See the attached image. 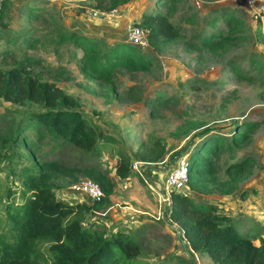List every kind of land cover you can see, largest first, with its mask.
Masks as SVG:
<instances>
[{
	"label": "rangeland",
	"instance_id": "374dc122",
	"mask_svg": "<svg viewBox=\"0 0 264 264\" xmlns=\"http://www.w3.org/2000/svg\"><path fill=\"white\" fill-rule=\"evenodd\" d=\"M28 1L35 6L33 10L23 4L11 9L8 2L2 8L0 69L17 63L29 66L41 80L52 82L71 95L77 110L110 138L93 146L89 161L98 163L113 182L112 192L106 201L89 209L84 206H92V202L71 188L72 184L89 179L78 167L88 164L87 154L54 147L46 139L41 140V149L35 148L31 153L33 159L46 154L77 165L78 170L52 175L46 184L56 198L81 206L77 215L83 226L96 223L109 232H133L141 246L139 264H215L205 254L192 253L190 257L186 241L176 233L180 228L164 218L170 194L165 193L164 180L178 156L188 154L190 148L210 135L227 140L236 123L246 137L232 151L221 149L214 163L218 176L223 178L228 163L247 159L237 189L225 197L192 192L189 195L218 204L239 219L238 228H249L252 234L264 232V30L261 32L251 22L247 7L235 0H128L121 4L126 6L122 16H109L117 21L115 31L123 34L118 42H126L127 26L138 23V14L152 8L168 10V20L176 23L173 38L163 42L159 51L150 46L140 48L152 53L156 60L150 70L117 69L111 82L100 83L83 73L80 50L68 43H55L53 36L57 26H64L71 31L87 29L103 40L106 29L94 17L110 15L112 10H97L102 14L92 15L90 9L97 0ZM101 3L104 5V0ZM220 8L239 19V28L226 40L227 46L210 51L199 42L203 34L219 29L224 36L230 32L220 15L211 21L213 25L208 22V14ZM132 15L134 20H129ZM253 61L261 63L260 68ZM41 110L44 108L40 104L30 100L12 103L0 98V114L4 116L0 119V134L13 131L17 125L22 128L18 141L0 156L1 239L10 237L8 213L29 194L22 183L23 167L29 168L33 159L24 151L20 139L25 136L33 141L35 133L32 124L26 127L23 119ZM245 122L256 123L248 127L243 125ZM119 157L129 161L126 178L115 174ZM162 193L168 196L167 203L162 200ZM48 244L40 239L33 245L36 254L42 256L36 264L51 262Z\"/></svg>",
	"mask_w": 264,
	"mask_h": 264
},
{
	"label": "trees",
	"instance_id": "16d2710c",
	"mask_svg": "<svg viewBox=\"0 0 264 264\" xmlns=\"http://www.w3.org/2000/svg\"><path fill=\"white\" fill-rule=\"evenodd\" d=\"M102 1L97 0L92 4V9L108 12L128 0H104V5ZM7 2L2 0L1 13ZM22 4L28 10L35 7L30 6L28 0ZM168 14V10L152 8L148 13L141 14L138 23H134L144 30L147 46L152 47V50L159 51L163 42L173 38L175 22L168 20ZM218 15L225 19L230 32L224 36L219 29L203 34L199 42L210 51L227 46L226 40L231 39L239 28V19L225 8L208 14L210 25H213ZM53 40L59 45L68 43L80 50L79 62L83 73L100 83L111 82L117 69L127 72L148 71L156 61L152 53L143 52L126 42L116 40L107 43L92 35L67 30L64 26L55 28ZM253 63L260 68L261 63ZM0 98L12 103L30 100L44 108L27 114L23 119L26 127L32 124L35 133L33 141H28L25 136L20 139L31 160L35 148H42L43 139L54 147L87 154L88 164L78 167L84 176L99 186L102 198L84 208L96 207L97 203L108 199L113 182L100 170L98 163L89 160L93 146L110 138L77 110L76 100L71 95L64 93L52 82L41 80L37 74L32 73L29 66L17 63L10 68L0 69ZM61 105L71 108H59ZM3 118L0 114V119ZM255 123L245 122L243 125L250 127ZM233 128L227 140L210 135L189 149V194L227 196L237 189L246 170L247 159L242 157L228 163L223 178L218 176V166L214 163L221 149L232 151L246 137L245 133L238 131L236 123ZM20 129L17 125L13 131L8 129L6 133L0 134V156L5 154L4 151L8 153L9 146L18 141ZM33 157L29 168L23 167L25 172L22 183L29 194L22 204L8 213L11 222L9 239H1L0 236V264H36V260L42 256L36 254L33 245L40 239L49 242V264H139L137 261L140 259L141 246L133 232L128 234L120 229L109 232L104 225L96 223L83 226L77 215L81 206L56 198L46 184L52 175L70 174L78 170L77 165L63 163L56 156L47 157L46 154ZM129 173L128 159L119 157L115 163L116 176L126 178ZM169 193V202L163 216L180 228L176 233L186 241V251L190 257L192 253H199L207 255L215 264H264V232L252 234L249 228H238L239 219L231 217L218 204L194 199L188 193Z\"/></svg>",
	"mask_w": 264,
	"mask_h": 264
},
{
	"label": "built area",
	"instance_id": "2783aa9c",
	"mask_svg": "<svg viewBox=\"0 0 264 264\" xmlns=\"http://www.w3.org/2000/svg\"><path fill=\"white\" fill-rule=\"evenodd\" d=\"M242 6L249 9V16L251 22H253L257 28L264 30V0H235ZM1 3L0 0V16H1ZM91 14L96 16L99 12L95 9H90ZM101 14V12L99 13ZM125 40L129 45H132L138 49L147 47V41L145 38V32L142 28L131 23L127 26L125 31ZM188 154L184 153L177 157L175 164L168 171L165 180V193L174 191L179 193H189L187 188L188 179ZM71 188L75 191L84 194L91 202H97L102 198V191L99 186L89 179H84L80 182L71 185ZM165 193H162V200L167 203V197Z\"/></svg>",
	"mask_w": 264,
	"mask_h": 264
},
{
	"label": "crops",
	"instance_id": "0c3cea01",
	"mask_svg": "<svg viewBox=\"0 0 264 264\" xmlns=\"http://www.w3.org/2000/svg\"><path fill=\"white\" fill-rule=\"evenodd\" d=\"M25 1H27V0H25ZM24 0H8V3H10V8L11 9H17V6H20V5H22V3L23 2H25ZM125 8H126V6H121L120 5V7L118 6V7H116V8H114V9H112V14H110V15H103L102 17H100V16H97V17H94V18H96V21H101V25L102 26H104V29H106L105 30V33H107L106 35H104V34H102L103 35V40H109L108 41V43H111V42H113V41H116V40H118L119 39V36H121V35H123V34H121L120 35V33H117L116 31H115V28H113V26H114V24H115V22L117 23V21H114L113 19H112V17L111 18H109V16H111V15H113V14H116L115 15V17L117 16H122L124 13H125ZM100 13V12H99ZM102 14V13H101ZM134 15H132L131 17H130V19L129 20H134V17H133ZM128 17V16H127ZM140 17V14H138V16L136 17V19H138ZM104 20H106V21H104ZM98 24H100V23H98ZM116 25V24H115ZM77 33H82V34H86V35H92V36H97L98 37V35H97V33H95V32H90L89 30H87L86 29V31L84 32V30H75ZM100 38V37H99ZM102 38V37H101ZM100 38V39H101ZM104 41V42H105ZM225 197V196H224Z\"/></svg>",
	"mask_w": 264,
	"mask_h": 264
},
{
	"label": "clouds",
	"instance_id": "9594fccd",
	"mask_svg": "<svg viewBox=\"0 0 264 264\" xmlns=\"http://www.w3.org/2000/svg\"><path fill=\"white\" fill-rule=\"evenodd\" d=\"M189 194V193H188Z\"/></svg>",
	"mask_w": 264,
	"mask_h": 264
}]
</instances>
